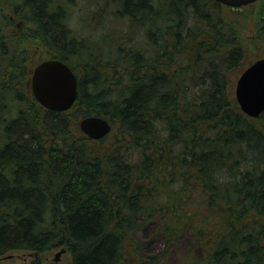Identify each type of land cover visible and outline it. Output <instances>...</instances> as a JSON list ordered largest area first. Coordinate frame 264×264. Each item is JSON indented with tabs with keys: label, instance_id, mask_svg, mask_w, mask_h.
<instances>
[{
	"label": "trees",
	"instance_id": "1",
	"mask_svg": "<svg viewBox=\"0 0 264 264\" xmlns=\"http://www.w3.org/2000/svg\"><path fill=\"white\" fill-rule=\"evenodd\" d=\"M69 1L0 0V256L64 247L71 264H152L139 233L156 223L203 247L185 264H264V111L248 116L232 93L264 13L254 39L245 6L99 0L89 23L113 28L92 40ZM38 48L76 76L67 110L31 93ZM91 114L106 136L80 130Z\"/></svg>",
	"mask_w": 264,
	"mask_h": 264
},
{
	"label": "water",
	"instance_id": "2",
	"mask_svg": "<svg viewBox=\"0 0 264 264\" xmlns=\"http://www.w3.org/2000/svg\"><path fill=\"white\" fill-rule=\"evenodd\" d=\"M230 7H240L257 0H216ZM30 90L35 100L43 107L64 111L69 109L77 96V79L71 67L61 59L46 58L32 69ZM234 97L239 108L248 116L257 118L264 111V56L248 64L235 82ZM80 130L91 139H100L112 129L108 118L91 114L78 121ZM64 247L54 260L65 252Z\"/></svg>",
	"mask_w": 264,
	"mask_h": 264
},
{
	"label": "rangeland",
	"instance_id": "3",
	"mask_svg": "<svg viewBox=\"0 0 264 264\" xmlns=\"http://www.w3.org/2000/svg\"><path fill=\"white\" fill-rule=\"evenodd\" d=\"M63 2L65 0H62ZM96 1L99 0H71L69 11L71 13L70 25L76 30V33L81 36L91 35L92 40H97V38L105 32L104 30H111L113 24L111 20L102 24L99 27V24L89 23L87 19L90 16V12H93L97 7ZM102 6L103 0L99 1ZM230 7V6H229ZM246 12L250 15V23L247 29V35L251 38L256 37V32L254 30V15L258 12L264 13V0H259L245 5ZM1 11L5 14L12 15V11L6 5H3ZM99 27V28H98ZM24 28V22L13 17V25L10 27V31L14 32ZM96 28V29H95ZM34 61L43 60L48 57V54L44 50L38 48L34 52ZM264 56V44L259 40L254 41L252 49L248 51L247 56L245 57L244 63L250 64L255 59ZM247 64V65H248ZM245 66V65H244ZM243 67V66H242ZM241 73V72H240ZM239 72H236V75L233 76L232 80V93L234 96V87L236 79L238 78ZM235 100V97H233ZM236 101V100H235ZM237 103V102H236ZM238 105V104H237ZM139 237L144 244L145 251H142V256L150 258L152 264H185V258L190 252L191 249L197 248V253L201 256L203 247L200 246L192 237L183 236V239L176 242H167L164 238V235L160 233V228L156 223L149 226L144 233H139ZM59 248L51 249L44 251L36 256L29 251L16 250L8 252L0 256V264H31L35 259L39 260V264H71V257L68 251L63 252L58 260H54L55 253Z\"/></svg>",
	"mask_w": 264,
	"mask_h": 264
}]
</instances>
